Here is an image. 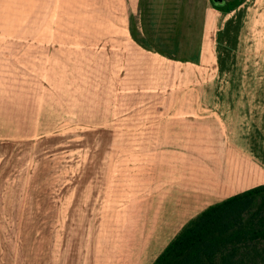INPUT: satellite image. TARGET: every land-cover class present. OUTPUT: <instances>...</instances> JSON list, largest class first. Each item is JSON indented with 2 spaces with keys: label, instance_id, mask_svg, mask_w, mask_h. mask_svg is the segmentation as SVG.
Segmentation results:
<instances>
[{
  "label": "rangeland",
  "instance_id": "374dc122",
  "mask_svg": "<svg viewBox=\"0 0 264 264\" xmlns=\"http://www.w3.org/2000/svg\"><path fill=\"white\" fill-rule=\"evenodd\" d=\"M139 2L138 12L137 0L51 5L50 33L65 41L51 43L44 74L48 131L0 143V264H126L152 236V202L147 210L145 195L158 163L186 160L161 152L169 139L157 144L154 137L161 93L154 87L174 78L159 73L165 60L155 52L193 60L209 2ZM129 26L135 36L140 32L144 48L129 40ZM58 95L65 99L59 116ZM190 137L187 142L201 146L200 131ZM188 157L197 167L201 154Z\"/></svg>",
  "mask_w": 264,
  "mask_h": 264
},
{
  "label": "crops",
  "instance_id": "0c3cea01",
  "mask_svg": "<svg viewBox=\"0 0 264 264\" xmlns=\"http://www.w3.org/2000/svg\"><path fill=\"white\" fill-rule=\"evenodd\" d=\"M208 2L193 60L169 56L165 50L155 52L165 60L159 73L174 78L154 87L161 91L154 103L159 112L152 114L154 137L157 144L169 139L160 146L161 152L186 155V160L175 166L168 158L158 163L164 168L145 195L147 210L152 202V236L143 242L141 255L126 264H152L206 208L264 185V0H244L231 11L230 5L219 10ZM51 5L55 0H0V143L48 131L44 74L49 72L51 43L65 41L50 33ZM133 29L127 28V37L144 48L140 32L135 36ZM167 61L180 67L166 68ZM57 102L59 116L65 99L58 95ZM197 131L201 146L187 142ZM195 153L201 154L197 167L188 157ZM155 249L159 252L152 257Z\"/></svg>",
  "mask_w": 264,
  "mask_h": 264
},
{
  "label": "trees",
  "instance_id": "16d2710c",
  "mask_svg": "<svg viewBox=\"0 0 264 264\" xmlns=\"http://www.w3.org/2000/svg\"><path fill=\"white\" fill-rule=\"evenodd\" d=\"M243 1L231 2L227 11ZM152 264H264V185L206 208Z\"/></svg>",
  "mask_w": 264,
  "mask_h": 264
}]
</instances>
